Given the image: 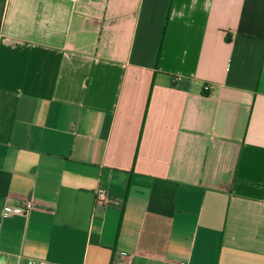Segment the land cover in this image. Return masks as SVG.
<instances>
[{"label":"crops","instance_id":"crops-1","mask_svg":"<svg viewBox=\"0 0 264 264\" xmlns=\"http://www.w3.org/2000/svg\"><path fill=\"white\" fill-rule=\"evenodd\" d=\"M0 252L264 264V0H0Z\"/></svg>","mask_w":264,"mask_h":264},{"label":"built area","instance_id":"built-area-1","mask_svg":"<svg viewBox=\"0 0 264 264\" xmlns=\"http://www.w3.org/2000/svg\"><path fill=\"white\" fill-rule=\"evenodd\" d=\"M205 91L210 93L212 91V87L206 86ZM96 198H97V202L103 205H107L110 202L107 191L103 187L98 189ZM34 206L35 205L32 200H27L23 205L7 206L4 210V215L6 217H11L16 214H28L31 211V209L34 208ZM0 264H6L2 261L1 252H0ZM27 264H60V263H43L36 259H29Z\"/></svg>","mask_w":264,"mask_h":264}]
</instances>
